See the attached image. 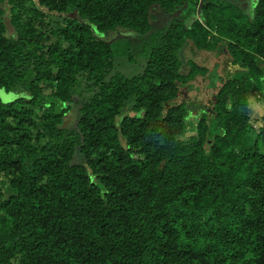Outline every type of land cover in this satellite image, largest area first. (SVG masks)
Here are the masks:
<instances>
[{"label":"trees","instance_id":"trees-1","mask_svg":"<svg viewBox=\"0 0 264 264\" xmlns=\"http://www.w3.org/2000/svg\"><path fill=\"white\" fill-rule=\"evenodd\" d=\"M242 2L0 0V264H264V0ZM129 31L126 77L103 36ZM189 44L228 55L211 113L178 100L208 73Z\"/></svg>","mask_w":264,"mask_h":264},{"label":"rangeland","instance_id":"rangeland-1","mask_svg":"<svg viewBox=\"0 0 264 264\" xmlns=\"http://www.w3.org/2000/svg\"><path fill=\"white\" fill-rule=\"evenodd\" d=\"M36 1V0H34ZM232 2H242V0H231ZM243 3V2H242ZM241 7L245 12L251 10V4L244 2ZM158 18H155L151 24V30L156 33L159 32L172 17L171 15H164L163 13H157ZM155 15V16H156ZM131 35H135L132 32L119 33L118 36L107 34L103 36L111 48L114 51L116 69L124 76H135L143 71L145 60L142 54V45L137 38H131ZM144 47L146 48L147 45ZM142 50V51H141ZM184 58L186 60H192L198 66L204 67L208 70L206 76H197L190 84L192 89L186 92L185 88L180 89L178 100H190L193 104H196V110L198 106L206 105L207 108L212 107V98L217 89L221 87L225 80L228 78L227 64L228 55L226 52L219 51L206 52L203 50L196 51L192 49L191 45L185 49ZM213 74L211 76L210 74ZM231 79V77H229ZM211 85V86H209ZM15 94L10 92L6 93L4 90H0V100L2 102H8L15 98ZM211 102V103H209ZM262 101L251 100V113L254 119L258 118L262 109ZM75 112L71 111L66 114L62 127L71 128L75 126ZM193 115H199L196 111H193Z\"/></svg>","mask_w":264,"mask_h":264},{"label":"flooded vegetation","instance_id":"flooded-vegetation-1","mask_svg":"<svg viewBox=\"0 0 264 264\" xmlns=\"http://www.w3.org/2000/svg\"><path fill=\"white\" fill-rule=\"evenodd\" d=\"M229 64V63H228ZM227 64V65H228ZM212 101H214V97L212 98ZM209 103H211V102H209ZM212 104V107L211 108H207V106L206 105H202V106H199L201 109H203L205 112H207V113H211L212 111H213V109H214V107H213V102L211 103Z\"/></svg>","mask_w":264,"mask_h":264}]
</instances>
